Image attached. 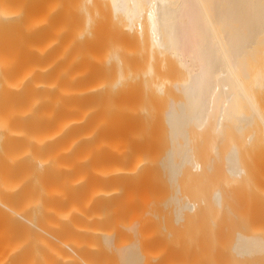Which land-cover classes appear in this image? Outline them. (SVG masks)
I'll use <instances>...</instances> for the list:
<instances>
[{
  "label": "bare ground",
  "instance_id": "6f19581e",
  "mask_svg": "<svg viewBox=\"0 0 264 264\" xmlns=\"http://www.w3.org/2000/svg\"><path fill=\"white\" fill-rule=\"evenodd\" d=\"M54 5L0 0V264H264V0Z\"/></svg>",
  "mask_w": 264,
  "mask_h": 264
},
{
  "label": "rangeland",
  "instance_id": "374dc122",
  "mask_svg": "<svg viewBox=\"0 0 264 264\" xmlns=\"http://www.w3.org/2000/svg\"><path fill=\"white\" fill-rule=\"evenodd\" d=\"M22 1H24V3ZM42 2H44V3H42ZM51 2H52V4H51ZM54 2H55V0H43V1H38V2L35 0H31V1L30 0H13L12 9L18 14L22 13L23 15H25L27 17H32V18H30V20L34 19L35 22H37L36 20H39L40 17L47 15V13H46L47 10L45 11L44 9H49V11L51 10L53 12L54 9H52V5H54ZM42 4H44V5H42ZM43 6H45V7H43ZM34 7H36V9ZM53 7H55V5ZM40 10L43 11V13L40 12L38 14V12ZM28 12H30V13H28ZM32 13L35 14V16ZM31 15H33V16H31ZM190 73L193 75L194 70H190ZM23 106H24V109L22 110V113L24 112V114H21V115L25 116L26 120L31 116L30 120L32 121V123H34V125H36V122H38L40 120V116H41L39 113L40 109L38 107H34L33 110L29 109V111H26L25 110L26 108L32 107L31 104L26 103ZM43 109H45V107ZM22 118H24V117H22ZM31 131H35V127L32 128Z\"/></svg>",
  "mask_w": 264,
  "mask_h": 264
},
{
  "label": "clouds",
  "instance_id": "9594fccd",
  "mask_svg": "<svg viewBox=\"0 0 264 264\" xmlns=\"http://www.w3.org/2000/svg\"><path fill=\"white\" fill-rule=\"evenodd\" d=\"M244 71L252 76L253 80L264 79V45L254 50L252 59L245 70L238 71V76L243 80Z\"/></svg>",
  "mask_w": 264,
  "mask_h": 264
}]
</instances>
